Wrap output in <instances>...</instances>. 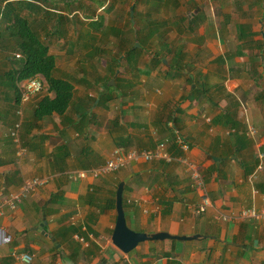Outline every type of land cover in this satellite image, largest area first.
Instances as JSON below:
<instances>
[{
  "label": "crops",
  "instance_id": "obj_1",
  "mask_svg": "<svg viewBox=\"0 0 264 264\" xmlns=\"http://www.w3.org/2000/svg\"><path fill=\"white\" fill-rule=\"evenodd\" d=\"M158 3L155 18L168 29L162 46L147 39L131 61L116 59L115 76L111 68L87 85L86 75L76 80L62 70L59 79L73 86L62 116L37 121L33 100L18 104L17 116L14 94L0 81V201L29 179L46 181L0 217V264H264V222L242 216L264 211V166L256 172L257 153L264 152V0ZM205 3L218 12L222 31L211 22L190 24ZM148 7L138 11L141 28L151 20ZM4 68L0 53L1 79ZM107 76L115 86L108 92ZM177 134L188 153L172 146ZM160 144L170 162L139 161L123 173L76 178L100 168L116 148L152 151ZM181 158L200 172L202 188ZM126 178L123 209L131 230L200 238L147 241L127 254L116 249L112 202ZM204 198L211 206L192 214Z\"/></svg>",
  "mask_w": 264,
  "mask_h": 264
},
{
  "label": "trees",
  "instance_id": "obj_2",
  "mask_svg": "<svg viewBox=\"0 0 264 264\" xmlns=\"http://www.w3.org/2000/svg\"><path fill=\"white\" fill-rule=\"evenodd\" d=\"M47 1L48 0H0V53L3 55V63L4 66H6V70L4 68L2 79L0 78V81L4 80L3 82H6V84L9 82V90L14 92V103L16 104V108L18 104L20 105L19 85L26 80L32 79L34 77H40V79L46 85V92L48 94L38 99V102H36L33 116L37 121H42L52 117L53 115H64L69 109L73 100V86L71 83L67 80L54 77V72L56 69L55 56L50 53L48 45L42 40L38 31L41 29L42 31L46 32L47 36H49L50 28L48 23L46 24L45 21H48L52 18H54L50 21V24L53 22L51 25L53 28L52 33L56 35L59 31L58 26L63 23H66V26L62 29L64 35H66L68 29L82 24L81 21L72 17L70 14L66 16V14L63 15L62 13L70 12L71 8H73L72 5L76 4L77 1L74 2L72 0H66L65 7L62 9L66 11L59 12V10L55 9V13L50 11L51 9H44L42 6H40V3L44 2L43 4H45ZM150 1L153 2V0ZM137 3L138 2L136 1V4L134 5V12ZM143 3H145V0H143ZM157 5L159 6L158 2ZM24 10H27V13L30 14L23 15L22 13ZM38 14L41 15V17L37 16ZM97 24L98 19L94 21L91 20L88 25L94 31L101 32L99 30H102V26L97 28ZM154 28V26L150 25L146 29H141V31L138 29L133 31V29H131L133 36L132 40L122 36L123 41L120 40L121 43L119 44L122 47V44L127 45L132 42V44L127 45V48H125L127 49L125 53L131 54V56H135L138 53L141 54L145 51L144 42H146L147 39L150 41L149 34L152 30H154ZM106 30H108V28H106ZM119 33L120 30L112 29V34L115 37L120 38ZM90 34L86 36L89 38H94V35H92V33ZM58 35L63 36V34ZM79 37L80 35L77 34V39H82V37ZM135 44H138V47H135ZM82 47H85L87 50L90 49L91 52L95 51L94 46L91 47V44L82 45ZM89 57L90 55H88V58ZM8 63L14 66L16 65L17 68H8ZM114 65L118 67L117 64ZM116 72L117 68L115 70L112 68L113 76L116 75ZM110 79L111 78L108 80ZM108 80H106L105 85H103V88L107 92L112 90L106 85ZM37 96L39 95L34 96V98ZM110 99L111 98L108 97L105 99V101H109ZM177 136L181 135H176L174 145L172 146L178 152H180L177 145ZM165 149L166 152L170 154L166 147ZM180 154L182 153L180 152ZM120 182L121 181H119V183ZM114 206L115 200L113 199L112 207L114 208Z\"/></svg>",
  "mask_w": 264,
  "mask_h": 264
},
{
  "label": "rangeland",
  "instance_id": "obj_3",
  "mask_svg": "<svg viewBox=\"0 0 264 264\" xmlns=\"http://www.w3.org/2000/svg\"><path fill=\"white\" fill-rule=\"evenodd\" d=\"M65 1L66 0H48L45 4H43L44 2L40 3V6H42L44 9H48V10L51 9L50 11L54 13H55V9L59 10V12H62V11H66V10H62L65 7ZM72 1L74 2L77 1V3L72 5L73 8H71L70 12H62V13L63 15L66 14V16L70 14L72 17L81 21L82 24L76 25L71 29H68L66 35H64V33L62 32V29L66 26L65 25L66 23L59 25L58 26L59 31L57 33L63 34V36H59L58 34L56 35L52 33L53 28L51 27V25L53 24V22L50 24V21L54 19L52 18L48 21L47 20L45 21L46 24L48 23L50 28L49 36H47L46 32L42 31L41 29L38 31L42 40L48 45L50 53L55 56L56 59V69L54 72L55 78H60L61 77L60 73H62V70L65 69L67 71H73L74 74H71V76L74 77L76 80H78V76L81 73L83 75H86L84 77L85 79L84 83L87 85V82L90 81L91 77L93 79V77H97V76L99 77L100 75L106 74L109 70H111V68H113V70L117 68L118 70L119 67H116L114 65L117 64L116 59L117 60L122 59L124 56L126 57L127 60L129 59V61H131L132 58L131 54L125 53L127 50L125 48H127V45L132 44V42H130L127 45L122 44V47L119 44L121 43L120 40H122V36L132 40L133 36L131 29H133V31H136L137 29L141 31V29H145V27L148 28L150 25L154 26L155 27L154 30H152L151 33L149 34V39L152 41L153 45L155 44L154 47L156 48L161 47L162 42L165 40L168 29H165V24L158 23L155 18L156 9L157 7H159L157 5V2L163 0H157V1L153 0V2L147 0L146 3H143V0H136L138 3L135 8V12L133 14V23H131V19H130V9L132 6L136 4L135 0H72ZM219 1L221 2V0ZM172 5L173 7H176L174 3H172ZM146 6H149L148 11H150V13L152 14L151 20L148 23H145L144 27L141 28L138 20L140 18L138 11L146 10ZM195 10L198 11L196 15L197 21H194L195 19H192L190 21V24L193 27L196 26L197 22H201L203 24H205V22H211V26H214L216 32L222 31L221 25L218 23L219 22L218 14H217L218 12L212 11L210 6L207 5V3H205V5L203 4L202 6L197 7ZM22 14L27 15L30 13H27V10H24ZM37 16L41 17V15L39 14ZM97 19H98V24L96 26L97 28L99 26L100 27L102 26L101 29L103 31L99 30L101 32L94 31L88 25L91 22V20L94 21ZM106 28H108V30H106ZM177 28L178 26L176 27V29ZM112 29L120 30L119 33L120 38L115 37L112 34ZM158 30L161 31V34L159 35L156 34ZM179 30L185 32L184 29H179ZM90 33L94 35V38H89L86 36L89 35ZM186 33L189 34L190 31H186ZM77 34L80 35L82 39L80 37H79L80 39H77ZM86 44L87 45L91 44V47L94 46L95 51L91 52L90 49L87 50L85 47H82V45H86ZM163 48L165 49V47ZM177 51L179 52L180 48H178ZM154 52L155 50H153L152 52L151 49V51H149V54L154 55ZM161 52L163 51L159 49V53ZM88 55H90L89 58ZM111 59L115 60L113 62L114 64L112 65H110ZM7 67L15 68V69L17 68L16 65L14 66L11 65L10 63L7 64ZM5 70H6V66H5ZM136 74H137V69H135V75ZM168 77L170 79L172 78L174 79V74H171ZM108 78L111 77L107 76L105 80ZM102 84L105 85V82L102 81ZM106 85L112 90L115 88L113 79L108 80ZM47 94L48 93L45 91L41 95L31 99V101L32 100L35 101L36 104V102H38V99L44 97ZM192 97L193 96H191L190 99H192ZM121 150L126 151L125 149H121ZM123 170L124 169L118 171L117 173L118 174L123 173ZM117 173H113V174H117ZM129 185H130V181L126 184L127 190L129 188ZM130 188L132 191L133 190L132 186Z\"/></svg>",
  "mask_w": 264,
  "mask_h": 264
},
{
  "label": "built area",
  "instance_id": "obj_4",
  "mask_svg": "<svg viewBox=\"0 0 264 264\" xmlns=\"http://www.w3.org/2000/svg\"><path fill=\"white\" fill-rule=\"evenodd\" d=\"M19 57V56H17ZM45 83L40 79V77H34L32 79L26 80L19 85V93H20V104H24L29 102L34 96L41 95L43 92L47 90L45 87ZM17 116L22 115V110L16 111ZM21 128V121L17 122L14 130L11 132V136L15 139H18V133ZM254 129L249 127V134L251 136L255 135ZM177 145L179 150L184 154L190 151L189 143L181 136H177ZM23 153V150H20ZM257 158L259 161L256 172L261 171L264 166V152L258 151ZM167 160L170 162L172 160L171 156L166 152L165 146L160 144L155 150L152 151H123L120 149H114L104 165L96 170H92L89 172H81L76 178L77 179H87L93 178L97 179L102 176L117 173L118 171L126 168L132 163H137L139 161L151 162L153 160ZM178 162L187 166L188 172L190 173L193 184L196 187L202 188L203 181L200 175V172L197 171L196 167L193 164H190L184 158L178 160ZM255 172V173H256ZM253 179H256V174H254ZM46 181L40 178H32L25 181L18 191L12 192L5 198L0 201V217L4 214L5 209L15 210L19 204H21L25 199L29 198L31 195L35 194L39 188L45 185ZM211 206V202L204 198L200 207H190V211L192 214L200 215L205 212V210ZM242 216L252 218V219H260L264 222V211H256V210H247L242 212ZM224 221L227 220L226 217H223Z\"/></svg>",
  "mask_w": 264,
  "mask_h": 264
},
{
  "label": "water",
  "instance_id": "obj_5",
  "mask_svg": "<svg viewBox=\"0 0 264 264\" xmlns=\"http://www.w3.org/2000/svg\"><path fill=\"white\" fill-rule=\"evenodd\" d=\"M197 12L198 11L196 10L192 16H195ZM133 14H134V6H132L130 9V19L132 23H133ZM135 47H138V44H135ZM128 180L129 178H126L118 184L115 194L116 224L111 237V243L116 249H118L123 254H127L130 251H132L138 244L147 241H154V242H163L165 240L190 241L193 239L200 238L199 235L186 237V236H175L165 232L145 234L131 230L126 224L125 212L123 209V192Z\"/></svg>",
  "mask_w": 264,
  "mask_h": 264
},
{
  "label": "clouds",
  "instance_id": "obj_6",
  "mask_svg": "<svg viewBox=\"0 0 264 264\" xmlns=\"http://www.w3.org/2000/svg\"><path fill=\"white\" fill-rule=\"evenodd\" d=\"M116 149H119V148H116ZM120 150H121V149H120ZM126 151H130V150H126ZM103 165H104V164H103ZM129 166H130V165H129ZM127 167H128V166H127ZM127 167H126V168H127ZM126 168H124V169H126Z\"/></svg>",
  "mask_w": 264,
  "mask_h": 264
}]
</instances>
